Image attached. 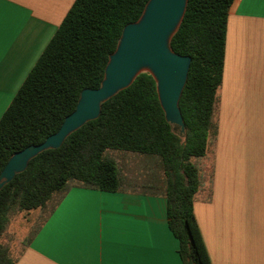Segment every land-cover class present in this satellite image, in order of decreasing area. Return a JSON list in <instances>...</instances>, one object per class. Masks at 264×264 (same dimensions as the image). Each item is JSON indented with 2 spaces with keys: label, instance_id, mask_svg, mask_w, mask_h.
Here are the masks:
<instances>
[{
  "label": "trees",
  "instance_id": "16d2710c",
  "mask_svg": "<svg viewBox=\"0 0 264 264\" xmlns=\"http://www.w3.org/2000/svg\"><path fill=\"white\" fill-rule=\"evenodd\" d=\"M148 0H74L51 39L0 116V172L15 152L55 133L83 89H96L123 27L138 20ZM234 0H187L171 50L190 58L178 107L184 132L166 122L150 74L103 102L94 120L68 135L57 149L32 158L0 189V239L18 212H45L26 243L71 187L105 192L122 188L107 150L160 160L167 226L182 264H210L193 213L200 186L192 158L203 157L214 131L228 10ZM0 243V264H13Z\"/></svg>",
  "mask_w": 264,
  "mask_h": 264
},
{
  "label": "crops",
  "instance_id": "0c3cea01",
  "mask_svg": "<svg viewBox=\"0 0 264 264\" xmlns=\"http://www.w3.org/2000/svg\"><path fill=\"white\" fill-rule=\"evenodd\" d=\"M73 2L0 0V116ZM213 123L195 164L205 251L210 264H264V0L228 10ZM143 161L145 186L161 181L156 161ZM29 235L8 248L13 264H182L161 190L71 187L26 243Z\"/></svg>",
  "mask_w": 264,
  "mask_h": 264
},
{
  "label": "water",
  "instance_id": "95a60500",
  "mask_svg": "<svg viewBox=\"0 0 264 264\" xmlns=\"http://www.w3.org/2000/svg\"><path fill=\"white\" fill-rule=\"evenodd\" d=\"M187 0H148L137 21L126 24L115 50L108 57L103 79L96 89H83L75 109L58 130L37 145L15 152L0 172V189L27 167L39 153L59 148L65 138L100 113L103 102L126 89L135 77L147 72L156 85L164 118L173 130L184 132L178 107L190 66V58L174 53L169 42L177 31Z\"/></svg>",
  "mask_w": 264,
  "mask_h": 264
},
{
  "label": "rangeland",
  "instance_id": "374dc122",
  "mask_svg": "<svg viewBox=\"0 0 264 264\" xmlns=\"http://www.w3.org/2000/svg\"><path fill=\"white\" fill-rule=\"evenodd\" d=\"M107 155L115 162L116 169L123 179L121 183L122 187H127L130 189H153L157 192L160 190L162 191L163 183L162 180L160 181L159 179L154 180V184L145 186L146 184L150 183L151 179L148 181L149 177H147L148 179L146 178V169L148 170L149 168V162L145 164L143 161L144 159L146 160L147 158H150L156 161L161 178L163 179L160 160L156 156H145L138 153L110 149L107 150ZM192 162L194 164H200L201 157L192 158ZM142 177H145L146 179ZM139 181H141L143 184H141ZM44 215L45 212H41L39 210L14 213L10 217L6 232L0 239V243L4 246H7V248H11V251H14L15 247L20 248L21 244L24 242V239L39 224Z\"/></svg>",
  "mask_w": 264,
  "mask_h": 264
}]
</instances>
